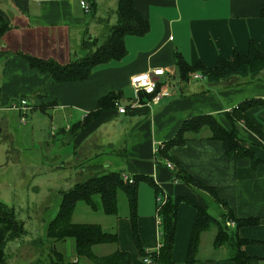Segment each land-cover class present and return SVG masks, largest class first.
<instances>
[{"label": "crops", "instance_id": "0c3cea01", "mask_svg": "<svg viewBox=\"0 0 264 264\" xmlns=\"http://www.w3.org/2000/svg\"><path fill=\"white\" fill-rule=\"evenodd\" d=\"M94 1L96 7L91 14L90 7L84 11L80 0H0V20L8 26L0 38V110L12 109L20 115L10 102L19 94L22 98L23 92H35L30 108L46 112L52 107L66 122L56 130L65 133L94 111L101 97L109 91L119 92L117 104L125 107V112L105 108L98 113L83 130L72 133L68 141L73 151L59 162L64 165L67 159L69 167L74 165L84 172L87 159L82 152L107 147L112 156L104 162V168L121 170L131 178L148 176L165 195L191 197L200 204L202 196L175 181L172 169L166 166L167 159L156 158V154L174 137L183 120L204 113L215 115L223 126L233 130L240 145L262 162L253 166L249 158H228L221 142L212 139L207 128L188 134L186 143L170 153L193 177L215 187L234 217L259 220L257 225L240 227L237 232L241 238L258 242L245 245L244 253L258 258L257 264L264 263V152L260 150H264V140L242 121L230 123L227 118V113L241 102L257 101L243 115L260 126L264 135V69L253 77L234 75L217 83L194 79L197 81L182 84L175 68L176 52L190 64L201 60L209 67L215 65L218 55L232 57L235 50L246 53L250 41L264 52V17L260 15L264 0H133V7L148 20L149 31L125 37L127 54L121 60L96 66L85 80L60 83L53 82L48 73L31 68L26 54L65 64L82 55L84 38L105 36L100 30L116 22L117 0ZM107 11L112 12L109 18ZM155 68L165 70L157 84L159 92L167 93L154 102L150 95L136 93L129 77ZM39 87L40 93L35 91ZM71 156L78 159L72 161ZM141 183L147 184H138L137 230L142 248L152 252L159 247L156 198L153 189L147 184L153 194L149 193ZM194 217L192 206L185 202L179 205L175 264H185ZM115 224L117 244L102 255L122 250L133 262H139L129 220L117 219ZM199 250L198 244L196 257ZM193 264L225 262L209 256L197 258Z\"/></svg>", "mask_w": 264, "mask_h": 264}, {"label": "trees", "instance_id": "16d2710c", "mask_svg": "<svg viewBox=\"0 0 264 264\" xmlns=\"http://www.w3.org/2000/svg\"><path fill=\"white\" fill-rule=\"evenodd\" d=\"M90 12L93 14L96 4L94 0H89ZM116 22L108 26L107 36L100 42L96 37H86L81 41L82 55L73 61L60 64L51 59H42L30 55H24L31 68L40 73H48L53 82L82 81L87 79L92 70L108 61L121 60L127 49L124 39L127 35L141 36L149 31L148 20L133 7V0H117ZM260 15L264 17V4L260 8ZM107 23V22H105ZM8 26L0 20V38L7 31ZM176 76L179 82L187 84L193 78V73H200L208 83H217L230 76H256L264 69V52H261L253 41L248 44L246 53L238 50L233 52L232 57L218 55L214 66L209 67L203 61L198 60L195 64L186 61L181 53H175ZM159 91V84L156 86ZM119 92H110L101 97L94 111L88 112L82 120L75 122L67 130L69 133H78L83 130L95 116L105 108H116ZM264 102V101H263ZM254 103V100L241 102L238 106L227 113L230 123L242 121L252 132L264 140L262 129L257 124L251 122L243 115V112ZM203 128H207L212 139L219 140L222 144L224 154L228 158H249L253 164L262 162L257 159L254 153L240 145L233 130H228L210 113L194 115L185 119L180 124L174 137L166 143L161 150H158L156 158H165L173 164V179L188 185L198 195H208L212 201L222 207L221 220L210 214L208 204L203 200V204L198 203L191 197L181 195H165L152 178L148 176H134L132 182L122 180L121 170L106 171L103 168L82 181L75 182L71 188L61 191V201L56 215L48 222L46 228L47 243L46 259L31 261L30 264H142L141 259L149 254L156 264H175L173 260V248L177 228L178 208L181 203L192 206L195 210L194 222L185 264H193L197 261V249L200 234L215 226L216 232L212 245L214 248L225 246L229 256L224 259L225 264H257L258 258L248 256L244 246L249 243H257L254 240L241 238L238 229L243 226L257 225L259 220L253 217H234L228 202L221 199L215 187L204 183L193 177L183 166V164L173 157L170 151L174 148L182 147L188 134H198ZM157 160V159H156ZM106 169V168H105ZM146 182L154 191L155 198L160 197L161 201H156V214L158 223L159 247L156 251L147 252L142 248L137 230V202L138 184ZM118 192H122L126 197L128 208V220L132 240L139 252L140 261L135 263L131 260L127 251L115 250L109 254L98 255L93 251L94 246L101 244H115L118 241L116 231H105L98 223H76L72 221V215L77 202H84L86 205L97 210L95 198L99 199L100 210L106 215L118 214ZM227 221H233L234 226L230 227ZM231 228V229H230ZM26 233L22 221L18 220L14 209L0 200V264H6L7 244ZM71 240L74 259H70L64 250H59L54 245L55 242ZM39 241L37 244L44 243ZM36 244V242H34ZM86 260L87 263H81Z\"/></svg>", "mask_w": 264, "mask_h": 264}, {"label": "rangeland", "instance_id": "374dc122", "mask_svg": "<svg viewBox=\"0 0 264 264\" xmlns=\"http://www.w3.org/2000/svg\"><path fill=\"white\" fill-rule=\"evenodd\" d=\"M111 14V11H107L106 18H109ZM100 33L107 36L108 29L104 31L101 29ZM103 37L101 35L97 38L101 42ZM193 81L197 80L191 78L190 82ZM41 87L44 88V86ZM35 91L40 93V87ZM34 94L35 92L22 93L27 109L20 115L12 109L0 110V200L14 209L17 219L23 222L26 231L23 236L7 244L6 264H30L34 260L48 261L45 254L47 243L50 245L51 242H44L46 241V228L48 222L57 213L61 201V191L67 190L75 182L93 175L96 172L95 168L100 171L102 168L106 171L112 170L104 168V162L112 156L107 147L82 152L83 158L87 159L86 165L83 167L84 172H80L79 168L74 165L69 167L70 162L67 159H64L66 162L64 165L59 162L68 155L69 150L73 151V145L68 141L72 134L57 132L56 129L65 127L66 122L52 111V107H48L46 112H42L38 108H30V105L34 104ZM19 95L10 103H18ZM3 117L8 118L4 119ZM20 117H22V121ZM75 121L73 120L71 123ZM100 140L101 138H97V141ZM68 145H70L69 149ZM260 150L264 152L263 149ZM77 159V157L71 156L72 161ZM141 186L153 194L147 184L141 183ZM201 196L208 204L210 214L221 220L222 207L213 202L208 195ZM117 200V215L104 214L99 208V199L97 198H95L97 210H92L84 202H77L72 221L99 223L111 231H117L115 224L117 219H128L125 195L118 192ZM215 232V226H211L200 234V255L197 258L209 256L228 258L229 253L225 246L213 248L212 241ZM39 241L44 243L37 244ZM71 244L70 239L54 243L59 250H64L70 259H74ZM115 244L97 245L94 247V251L102 255V253H106V249H112ZM81 263H87V261L83 260Z\"/></svg>", "mask_w": 264, "mask_h": 264}, {"label": "built area", "instance_id": "2783aa9c", "mask_svg": "<svg viewBox=\"0 0 264 264\" xmlns=\"http://www.w3.org/2000/svg\"><path fill=\"white\" fill-rule=\"evenodd\" d=\"M80 5L82 6L85 12L89 11V5L85 0H80ZM163 75H165V70L163 68H155L152 70H147V71L130 76L129 84L136 93L143 92L147 95H150L151 96L150 101L155 102L159 99L161 95H164L167 93V92L156 91L158 78ZM192 77L194 79H204V77L200 73H193ZM148 89H151V90L149 91ZM26 105L27 104H26L25 99L20 98L18 103L13 104L12 107L14 109H17L21 114L22 111H25V109H27ZM116 106H117V111L119 113L125 112V107L119 106V104L117 103H116ZM20 120L22 121V117L20 118ZM166 166L169 169H173V164L168 160L166 161ZM122 180L128 183H131L133 181L132 178L125 173L122 174ZM156 201L160 202L161 201L160 197H157ZM157 220L159 223L160 221L159 218ZM226 224L230 227L234 226L233 221H227ZM141 263L142 264H156L149 254H146L141 259Z\"/></svg>", "mask_w": 264, "mask_h": 264}, {"label": "clouds", "instance_id": "9594fccd", "mask_svg": "<svg viewBox=\"0 0 264 264\" xmlns=\"http://www.w3.org/2000/svg\"><path fill=\"white\" fill-rule=\"evenodd\" d=\"M149 91L151 90V89H148Z\"/></svg>", "mask_w": 264, "mask_h": 264}]
</instances>
